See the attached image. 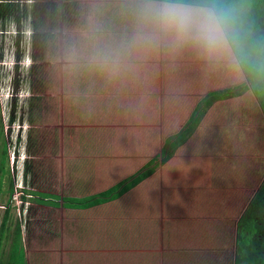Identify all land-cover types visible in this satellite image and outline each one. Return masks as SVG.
I'll return each instance as SVG.
<instances>
[{"label":"rangeland","instance_id":"obj_1","mask_svg":"<svg viewBox=\"0 0 264 264\" xmlns=\"http://www.w3.org/2000/svg\"><path fill=\"white\" fill-rule=\"evenodd\" d=\"M125 3L135 9L125 16H132L128 21L133 24L125 21L126 31L136 34L128 41L137 43L141 7L161 4L0 0V7L6 4L10 10L0 12V113L9 146L4 167L10 171L2 180L0 200H8L16 181H24L25 192L21 212L0 209V264H236L237 224L264 184V110L233 48L240 36L211 54L205 71L186 52L175 71L157 70L161 74L152 69V61L141 67L136 53L101 65L92 58L93 50L84 51L101 23L125 20ZM21 5H28V29L35 40L53 39L61 60L65 40L66 61L60 64L66 75L73 69L76 74L43 78L34 72L32 96L25 73L26 36L14 15L17 6L25 8ZM212 10L217 16L213 8L205 12ZM162 28L157 29L159 38L166 31ZM19 40L23 44L17 47ZM91 65L108 70L100 78L77 77L78 67L88 75ZM214 91H221L217 100L211 99ZM42 92L48 100L45 120L35 125L31 101ZM206 105L194 132L174 143L196 109ZM72 106L84 109L83 119L93 122L72 127L77 142L68 153L61 141L60 112L65 108L67 116ZM121 122L125 124H117ZM62 161L68 162L67 177L59 168ZM1 164L0 157V178ZM141 172L147 173L142 184L117 198L90 207L68 204L73 197L105 196Z\"/></svg>","mask_w":264,"mask_h":264},{"label":"crops","instance_id":"obj_2","mask_svg":"<svg viewBox=\"0 0 264 264\" xmlns=\"http://www.w3.org/2000/svg\"><path fill=\"white\" fill-rule=\"evenodd\" d=\"M119 1L122 2L123 4L125 2V0H119ZM140 1H146V0H140ZM147 1L152 2L153 4H161L163 7L171 6V7L181 8V9H188L192 11L196 9V12H200V13H206L205 10L212 9L208 6H203V5L170 2V1H163V0H147ZM115 3H119V2H115ZM136 5H140V3H135V6ZM131 6H132L131 4L125 3V8H123L124 17L134 12L135 9L131 8ZM141 9L142 10L140 11V21L139 20L137 21V24L140 25V32H141L137 34V36H139L138 42H141L140 44H137L138 42L135 43V42L128 41L129 38H133L131 37L130 34L136 35L135 33H133L132 30L126 31V29H128L127 23L130 25H133L132 22L128 21L132 19V16H129V17H125V20H122L121 23H119V21H116L118 22L116 23L111 20H110V23L107 25H106V21L101 23L102 25L100 27L99 32L96 34V36L94 35L95 39L93 38V42L89 43V46L84 51V54H86V52H90L91 50H93L92 58L98 61L101 65H113L114 63L125 61L124 58L130 59V56H129L130 53H136L137 60L140 62L141 67H144L145 62L152 61L153 62L152 69L155 70V73L161 74V72L163 73L164 71H171L172 69L173 71H175L176 67L180 65L181 59L183 55H185V52H186L188 59L193 57L190 60V62H195V65H199L200 70L205 71L207 67H209L210 54L205 49H203L198 43H195V41L192 39L188 40L185 37H182L180 34L175 35L174 31L172 30L168 31V27L170 26H165L164 24H162L160 17H159V10L161 8H158V7L153 8V6L152 7L147 6V7H141ZM212 13L215 14L213 10H212ZM125 21L127 23H125ZM103 24H105V26H103ZM162 27H165L166 31L163 34V36L159 38L157 35V29H164ZM169 35L171 37L168 39ZM45 40H46L45 43L42 42L41 40L39 41L37 40L35 41V44L33 46L26 43L24 57H25V64L27 67H26L25 73H26V76L28 77V80L31 83L30 88L28 89V93L31 96L33 95L32 86L34 88L33 84L35 82V78L32 79L34 77L33 75L34 72H37L39 74L37 76H40L43 78L46 76L47 77L67 76V77L75 78L76 76L74 69L71 71V73H68L66 75V71L68 70L67 69L64 70L65 69L64 65H61L62 63H64V61H66L65 57H63L64 54H67L66 53L67 51L65 48L66 46L65 40L63 39L64 44H63L62 51H61L62 60L59 58V54H57V57H56V49L54 48V46L56 45H54V42H52L53 39L46 37ZM85 42L87 43L88 41H85ZM22 44L23 42H21L20 46H22ZM16 46L18 47L17 43H16ZM82 51L83 50L81 49L79 53ZM55 63H57V65H55ZM54 67L56 68L58 67L59 69L57 70L59 72L58 76L54 73V72H57L56 69H54ZM80 68L78 67V73H77L78 78L80 77L100 78L108 70L102 67L91 65L90 71L92 73H89L87 75L84 71V67L82 66ZM157 70H161V72H158ZM61 71H63L62 74H61ZM81 72H84L83 76L81 75ZM142 74H143V77H145L144 70H142ZM83 82L86 85L90 86L86 80H83ZM37 96H38L37 98H34L31 101L30 110L34 112L36 115V117L33 118V124L43 125L41 121H44L45 119L42 118L43 117L42 113H43V108L47 106V102H48V100H46L47 94L42 92L40 95H37ZM63 104L64 102H62V105ZM72 107H75V108H73V111H69L67 116H65V112H64L65 108L62 112H60V117L62 116L61 119L64 121V124L60 125L61 128L62 127L63 128L59 129L61 132V137H62L61 141L63 143V148L65 152L67 150L68 153L71 150L75 149L74 143L77 142V139L73 137V134L71 133L72 127H74V125L82 126L83 124L84 126L89 127L90 123L93 122V121L86 122V119H83L85 116V112H84V109L83 110L80 109L82 108L81 105H80V108H77L76 106H72ZM44 111H47V110H44ZM120 116H122V118H120L121 120L125 119V114H121ZM66 123H69V124L66 126ZM106 124L107 123H104L103 125L107 126ZM117 124L124 125L125 123L121 122ZM79 136L80 135H78V138ZM63 161L59 165V168L62 166V169L64 170L63 174L64 176L67 177L68 171H67L66 165L68 162L67 161L63 162ZM69 172L75 174L78 171L75 170L73 172L70 170ZM140 184H142V182ZM5 211L7 212V210ZM4 236H5V232L2 231L1 239L5 238ZM24 256H25L26 261H28L26 250L24 252ZM13 257L14 256L12 253L10 257L11 261L13 260ZM105 258L107 260L108 255H106Z\"/></svg>","mask_w":264,"mask_h":264},{"label":"trees","instance_id":"obj_3","mask_svg":"<svg viewBox=\"0 0 264 264\" xmlns=\"http://www.w3.org/2000/svg\"><path fill=\"white\" fill-rule=\"evenodd\" d=\"M163 1L210 6L215 10L217 16L223 18L226 22L230 39H233L232 36H240L235 43L233 41V48L237 52L241 67L250 82L251 88L255 92V96L260 101L264 110V0ZM3 9L1 7L0 12H3ZM17 45L20 47V40L17 42ZM220 94L221 91H214L211 94V99L217 100ZM208 106L196 109L190 124L179 135L175 136L174 143L179 144L194 132L200 119L206 113ZM3 135L2 116L0 113V149L2 147V156L0 157L3 162L1 164L0 191L4 176L7 172H10L8 168L5 169L4 167L8 165L9 146ZM145 174L147 173L141 172L134 179L130 178L124 183H118L113 188L103 192V194H106L105 196L73 197V201H70L72 203H67L78 207L84 205L90 207L99 204L104 199H111L117 195L120 196V194L126 192L129 188L136 186L145 179ZM12 189L13 183L11 182L10 190ZM9 211L10 209L7 210V212ZM242 215L237 224L236 264H264V184L255 195L249 208ZM6 221H4L5 225Z\"/></svg>","mask_w":264,"mask_h":264},{"label":"clouds","instance_id":"obj_4","mask_svg":"<svg viewBox=\"0 0 264 264\" xmlns=\"http://www.w3.org/2000/svg\"><path fill=\"white\" fill-rule=\"evenodd\" d=\"M17 17V29L24 30L26 43L33 46L36 40L33 30L28 29L31 21H28L29 16L26 12V6L24 9L18 10ZM159 17L162 24L175 28L182 37L196 41L210 55L222 50L230 38L224 19L211 12L200 13L188 9L164 6L159 10ZM26 23L28 26H26ZM18 33L21 36L23 35L21 32ZM15 35L17 36L16 32ZM13 59V62H15V57ZM26 67L25 64V69Z\"/></svg>","mask_w":264,"mask_h":264},{"label":"built area","instance_id":"obj_5","mask_svg":"<svg viewBox=\"0 0 264 264\" xmlns=\"http://www.w3.org/2000/svg\"><path fill=\"white\" fill-rule=\"evenodd\" d=\"M1 32V31H0ZM2 92V91H0ZM9 91L8 93H10ZM3 93V92H2ZM6 98H9V95L6 96ZM24 187V181L20 182L16 181V189L15 191L9 196L8 200L3 202L0 200V209L2 210H12V209H17L18 211L21 212V204L23 203V200L21 199V196L25 194L24 190L22 189ZM29 195V194H27ZM33 197V195H29ZM30 197V198H31ZM24 212V211H22Z\"/></svg>","mask_w":264,"mask_h":264},{"label":"flooded vegetation","instance_id":"obj_6","mask_svg":"<svg viewBox=\"0 0 264 264\" xmlns=\"http://www.w3.org/2000/svg\"><path fill=\"white\" fill-rule=\"evenodd\" d=\"M23 6H28V5H21V7H23ZM13 7H14V5H13ZM15 7H16V5H15ZM0 8H1V7H0ZM2 8H4L2 13H4V12H5V13H7V12L9 13L10 10H9L8 7L6 6V4L3 5ZM10 8H11V6H10ZM16 14H17V16H18V6H17V8H16V12H15L14 15H16Z\"/></svg>","mask_w":264,"mask_h":264}]
</instances>
